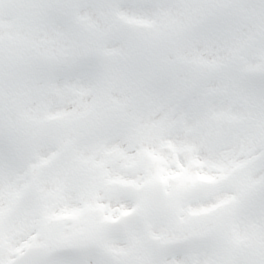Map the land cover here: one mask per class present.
Segmentation results:
<instances>
[{
  "label": "snow or ice",
  "instance_id": "snow-or-ice-1",
  "mask_svg": "<svg viewBox=\"0 0 264 264\" xmlns=\"http://www.w3.org/2000/svg\"><path fill=\"white\" fill-rule=\"evenodd\" d=\"M0 264H264V0H0Z\"/></svg>",
  "mask_w": 264,
  "mask_h": 264
}]
</instances>
